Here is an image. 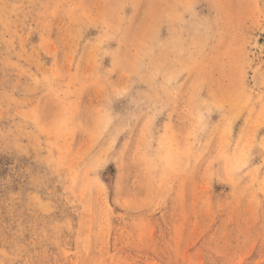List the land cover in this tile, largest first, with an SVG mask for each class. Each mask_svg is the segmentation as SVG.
<instances>
[{"label": "rangeland", "instance_id": "obj_1", "mask_svg": "<svg viewBox=\"0 0 264 264\" xmlns=\"http://www.w3.org/2000/svg\"><path fill=\"white\" fill-rule=\"evenodd\" d=\"M0 264H264V0H0Z\"/></svg>", "mask_w": 264, "mask_h": 264}, {"label": "bare ground", "instance_id": "obj_2", "mask_svg": "<svg viewBox=\"0 0 264 264\" xmlns=\"http://www.w3.org/2000/svg\"><path fill=\"white\" fill-rule=\"evenodd\" d=\"M87 9V8H86ZM110 9V8H109ZM137 140V139H136ZM189 155V154H188ZM192 186V185H191Z\"/></svg>", "mask_w": 264, "mask_h": 264}]
</instances>
